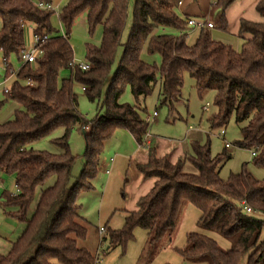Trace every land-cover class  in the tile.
Listing matches in <instances>:
<instances>
[{
	"label": "trees",
	"instance_id": "obj_1",
	"mask_svg": "<svg viewBox=\"0 0 264 264\" xmlns=\"http://www.w3.org/2000/svg\"><path fill=\"white\" fill-rule=\"evenodd\" d=\"M54 1L0 0L4 78L14 71L10 59L18 60L25 48L27 26L32 25L33 35L47 37L37 46L35 62L16 71L18 79L30 78L32 86L23 87L15 81L8 93H1L0 110L8 101L17 108L11 119L0 123V176H12L16 189L14 193L0 192V207L12 209L7 215L24 229L9 252L0 255V264H96L97 259L78 246L87 229L79 216L77 198L93 190L91 181L100 154L115 129L127 130L138 146L143 145L149 123L137 108L119 102L126 87L138 100L158 85L159 106L172 114L183 101L181 91L187 74L194 80L198 95L214 91L216 112L208 119L209 130L224 129L232 118L241 126L242 138L236 145L251 151L252 164L264 169V0L255 5L261 22L239 20V52L213 40L208 28L199 30L195 41L188 44L189 26L178 14L183 0H133L126 41L122 35L131 0H67L58 14L63 36L52 26L53 12L36 6ZM236 1L215 0L219 28H226L225 13ZM81 13H86L89 36L97 28L101 32L97 45L86 44V70L74 62L69 43ZM160 27L178 34H155ZM144 47L149 54L159 55L158 67L141 60ZM63 71L68 75L62 77ZM76 84L89 102L101 101L102 113L91 121L78 111L73 90ZM59 128L63 134L51 143L60 153L30 147ZM74 128L85 130V153L80 176L71 184L77 158L70 152L68 139ZM190 150L172 162L157 156L153 145L147 146V160L136 164V169L153 185L137 200L135 210L126 212L122 228L108 231V248L125 247L133 240L136 228L153 233L152 244L165 237L171 240L182 207L190 204L199 212L197 226L216 232L230 247L223 248L215 239L191 232L184 246L175 250L182 259L207 264H264V180L255 179L246 165L239 174L222 180L219 170L230 155L223 151L212 156L209 140L203 144L192 140ZM187 164L193 172L185 169ZM37 191L35 209L28 217Z\"/></svg>",
	"mask_w": 264,
	"mask_h": 264
},
{
	"label": "rangeland",
	"instance_id": "obj_2",
	"mask_svg": "<svg viewBox=\"0 0 264 264\" xmlns=\"http://www.w3.org/2000/svg\"><path fill=\"white\" fill-rule=\"evenodd\" d=\"M66 1L55 0L52 3L53 16L51 23L59 33L62 32V26L58 21V14ZM183 4L187 6L190 15H200L204 18L209 16L208 12L212 8L215 21V28L209 30L212 39L230 45L237 52L241 50L242 39L239 37L237 30L231 31L229 27L227 30L219 28L220 12L216 7H212L210 2L207 0H197L195 2L184 0ZM132 6L133 0L130 1L129 15L122 41H126L130 31ZM252 13L258 17L256 22H261L262 18L254 9ZM178 14L185 19L179 10ZM85 18L86 13H81L77 17L69 36V43L73 49L76 64L84 63L86 44L97 45L100 40V28H97L92 36L88 35ZM191 29L187 27V33L192 32ZM155 34L177 35L178 32L171 28L160 27L155 31ZM24 36L25 49L30 50L33 45L32 25L25 28ZM190 37H193V35ZM222 38L227 41H221ZM187 42L189 43V40ZM140 57L143 62L157 67L161 62L158 54H149L145 47ZM118 58L119 55H117L116 62ZM9 62L14 71H17L22 65L19 59L15 58H11ZM67 75L68 71L61 73L62 77ZM3 78L4 70L0 64V82ZM73 90L78 98V111L86 121H91L97 114L102 113L101 101L89 102L78 84L73 86ZM104 92L103 89L101 100ZM181 95L183 101L172 114L168 112L166 107L159 106L158 85L154 87L149 96L138 100L134 99L129 88L126 87L119 97V102L134 106L140 116L147 120L149 123L146 134L149 136L147 141L150 139L153 142L157 156L167 157L171 161L179 160V158L182 159L185 155L191 153L190 142L192 140L201 144L209 140L212 156H216L223 151L230 155V159L223 163L219 170V177L222 180H227L230 174H239L243 165H246L247 172L255 179L264 180V169L257 168L252 164V152L236 145V142L242 138L241 126L236 125L231 118L224 129L209 130L208 119L216 112L214 91L208 90L198 95L194 88V80L186 74ZM2 98L0 92V100ZM205 106H207L206 110H204ZM14 107L15 104L10 101L3 105L0 110V123L12 118ZM153 113L157 115L153 117ZM220 131L224 132L223 136H219ZM62 134L63 131L59 128L49 136L32 143L30 147L37 151L60 153L61 150L53 145L51 140L60 137ZM225 142L230 145L227 149L224 148ZM68 143L70 152L77 158L71 178V184H73L80 176L84 165L85 140L82 130L74 128L70 133ZM146 157L147 146L144 142L141 147L138 146L132 135L125 129H115L111 137L104 143L96 176L91 181L93 190L81 193L77 198V204L81 206L79 216L87 229L85 238L78 241V246L89 251L97 259L96 264H207L184 260L176 253L175 250L182 248L185 244V234L191 232L203 233L215 239L223 248H229L230 242L221 238L214 231L200 229L197 226L199 212L189 204L182 207L175 229L171 234V240L165 237L152 244L150 239L153 233L136 228L133 231V240L125 247L108 248V231L122 228L126 212L134 211L137 200L146 194L143 193L142 188L152 183V180L144 179L136 169V164L145 163ZM185 169L188 172L194 171L188 164ZM4 177L11 179V181L5 180ZM0 181H2L0 192L2 190L15 192L12 176L1 175ZM38 194L37 191L35 200L28 210V217L35 209ZM12 211V209L3 210L0 207V255H6L9 252L11 243L20 236L24 229L22 223L10 219L7 215ZM188 211H192L193 214ZM100 228L104 229L102 233ZM177 234H179L178 238L176 237ZM104 237L107 240H102ZM261 238L264 239V232H262Z\"/></svg>",
	"mask_w": 264,
	"mask_h": 264
},
{
	"label": "built area",
	"instance_id": "obj_3",
	"mask_svg": "<svg viewBox=\"0 0 264 264\" xmlns=\"http://www.w3.org/2000/svg\"><path fill=\"white\" fill-rule=\"evenodd\" d=\"M180 5V3H179ZM39 9L41 10H50L52 11V4H47V3H39L36 5ZM186 22H187V25L194 29V30H201L203 28H208V29H211L214 27V24L210 21H208L207 19L205 18H187L186 19ZM62 36L64 35V30L62 28V32H61ZM47 39L46 36H43V37H40V36H37V35H33V45L31 46L30 50H26L25 48L19 53V61L22 63V65H30V64H33L35 62V59L36 57L38 56V48L37 46L39 44H42L45 40ZM0 64L2 66V69L5 71L6 69V61L5 59H3V57L0 55ZM79 67L82 69V70H86L88 69V65L87 64H79ZM15 81L18 82V84L20 86H32V81L30 78H26V79H18L16 77V71H13L9 77L7 78H3V80L0 82V92L1 93H8L9 92V89H10V86L12 83H14ZM207 109V106L204 107V110ZM157 114L156 113H153V117H155ZM224 135V132L223 131H220V134L219 136H223ZM147 138H149L148 135H146V138L144 140V144L146 145V142H147ZM229 144L228 143H225V148H229ZM252 156H254L253 153H251ZM245 211L247 213L250 212V209L243 206ZM104 230L102 228H100V232L102 233Z\"/></svg>",
	"mask_w": 264,
	"mask_h": 264
},
{
	"label": "crops",
	"instance_id": "obj_4",
	"mask_svg": "<svg viewBox=\"0 0 264 264\" xmlns=\"http://www.w3.org/2000/svg\"><path fill=\"white\" fill-rule=\"evenodd\" d=\"M183 1L179 5L178 10L185 17V19H187V18H200L201 17L200 15H195V14L190 15L189 14L190 12L187 11V6H184V4H183ZM193 1L195 2L197 0H193ZM207 1L210 2V4L212 5V7H215L214 6L215 0H207ZM257 1L258 0H245V1H243V0H237L236 2H234L227 9V11L225 13V18H226V21H227V26H226V28L224 30H227V28L229 27L230 28L229 30H231V31H234V30L236 31L237 30V33H238V23H239V20L240 19H245V20H248V21H251V22L258 21V17L255 16V15H253V13H252V10L253 9L255 11V5H256V2ZM211 9L208 12L209 16L208 17L206 16L205 19H207L208 21H210V22H212L214 24V27L211 28V29H214L215 28V21H214V18H213V11ZM201 18H204V17L202 16ZM190 31H192V32H188L187 33V41L189 40V43L187 42L188 44H192L195 41L196 36L198 34V31L197 30L191 29ZM191 35H193V37H190ZM221 41H227V40H223V38H222ZM224 43H227V42H224ZM16 108H17V106L14 107V110ZM149 144L150 145H153V142L150 139L146 142V146H148ZM224 148H225V144H224ZM146 159H147V157H146ZM175 161H177V160H175ZM175 161H172V162H175ZM5 180L11 181V179H8V178H5ZM2 181H0V186L2 185ZM152 185H153V181H152L151 184L146 185L144 188H142L143 191H144L143 193H147L150 190V188L152 187ZM187 210H188V207H187ZM188 212H191V214H193L192 211H188ZM187 234H185V237H186ZM178 236H179V234L176 235L177 238H178Z\"/></svg>",
	"mask_w": 264,
	"mask_h": 264
},
{
	"label": "water",
	"instance_id": "obj_5",
	"mask_svg": "<svg viewBox=\"0 0 264 264\" xmlns=\"http://www.w3.org/2000/svg\"><path fill=\"white\" fill-rule=\"evenodd\" d=\"M82 133H83V135H84L85 131H84V130H82Z\"/></svg>",
	"mask_w": 264,
	"mask_h": 264
}]
</instances>
